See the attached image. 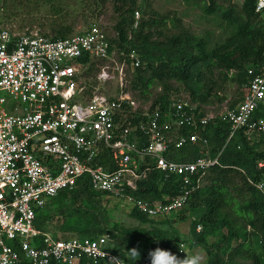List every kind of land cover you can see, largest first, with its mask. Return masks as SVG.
<instances>
[{
	"label": "built area",
	"instance_id": "built-area-1",
	"mask_svg": "<svg viewBox=\"0 0 264 264\" xmlns=\"http://www.w3.org/2000/svg\"><path fill=\"white\" fill-rule=\"evenodd\" d=\"M255 11L264 21V0H255ZM7 21L0 0V264H125L109 250L112 236L59 240L36 227L38 213L87 178L94 191L150 218L171 217L220 165L204 137L210 124H229V141L241 132L248 140L264 136V117L257 116L264 106V72L249 70L247 94L235 109L216 113L190 97L142 108L122 89L127 73L142 66L139 53L118 48L98 23L52 40L20 34ZM96 62L103 64L97 80H118L119 94L90 92L86 74ZM189 146L201 150L194 161L168 158ZM257 168L260 179L248 181L264 197V161ZM152 170L177 177L180 194L154 203L138 198V184Z\"/></svg>",
	"mask_w": 264,
	"mask_h": 264
},
{
	"label": "trees",
	"instance_id": "trees-1",
	"mask_svg": "<svg viewBox=\"0 0 264 264\" xmlns=\"http://www.w3.org/2000/svg\"><path fill=\"white\" fill-rule=\"evenodd\" d=\"M111 1L120 13L113 43L118 48L136 50L142 60V66L131 72L132 92L145 96L150 94L151 87L156 83L164 87V94L152 109L159 106L165 108L170 104L173 98L165 93L173 90V82L184 86L193 102L210 106L213 98L220 103L226 100L219 98L221 93L216 91L217 82L212 78L216 72L224 81L238 83L246 92L250 82L249 70L257 74L264 72V21L255 11V0H244L242 5L232 0H205L207 16H218L223 23L235 29L234 37L216 49H211L205 38L186 30L172 36L166 43L156 42L153 29L160 25L158 21H144L136 28L138 0ZM70 33V30L60 31L58 37L52 40L68 38ZM95 66L93 63L86 74L90 92L93 90L90 79ZM236 105L230 109L239 104ZM257 116L264 117V106ZM230 135L229 124L212 123L208 126L204 137L210 142L211 156L217 158L220 155V165L208 172L203 187L173 218H150L133 209L131 216L139 221L140 227L129 228L115 223L108 205L116 200L106 193L94 191L85 178L76 189L64 191L51 200L38 213L36 227L46 232L44 226L59 215L64 218L62 230L65 234L54 235L55 238L97 239L110 235L109 250L125 264H146L148 250L157 246L153 242L154 237L161 240L160 247L176 251L181 236L175 225L191 220L194 241L187 242L193 247L207 245L209 260L206 264H264V197L248 181L260 179L257 167L264 161V153L254 152L242 132L229 141ZM200 155V148L189 146L181 152L170 153L168 158L191 162ZM104 162H110L108 155ZM179 194L178 178L167 179L158 170L149 172L147 178L139 182L135 192L138 198L151 203L163 201L165 197L175 198ZM53 212H56L55 216L51 215ZM74 220L77 223L73 225L71 222ZM163 226L169 229H163ZM198 226L203 228L201 233L197 231ZM134 248L141 256H131L130 251ZM81 264L95 263L84 259ZM98 264L110 263L102 260Z\"/></svg>",
	"mask_w": 264,
	"mask_h": 264
},
{
	"label": "rangeland",
	"instance_id": "rangeland-1",
	"mask_svg": "<svg viewBox=\"0 0 264 264\" xmlns=\"http://www.w3.org/2000/svg\"><path fill=\"white\" fill-rule=\"evenodd\" d=\"M237 5H242L244 0H232ZM111 0H5L6 19L16 32L20 34H40L50 39H56L60 31H71L68 37L82 34L89 30L91 25L98 23L104 28L112 39L116 37L115 27L120 20V13L114 7ZM205 0H138L136 11L140 17L135 15L137 23L156 20L160 23L153 29V37L156 42L166 43L174 35L181 34L184 30L205 38L211 49L225 45L235 35V29L223 23L218 16L209 17L205 14ZM92 78L90 79L93 90H98L101 95L115 96L121 92L118 80L100 82L96 78L102 72V63H95ZM93 65V64H92ZM130 70L127 82L122 88L130 97L136 101L139 107L151 109L159 97L164 94V87L156 83L150 89V94L142 95L140 92H132L133 76ZM217 82V89L221 93L219 98H226L220 103L213 98L210 105L214 112L219 113L234 104H240L247 92L238 83L224 81L221 75L216 72L212 77ZM208 84V83H207ZM173 90L165 94L172 98H189L190 92L181 84L172 83ZM89 88V86H88ZM236 105V106H237ZM254 152L264 153V137L259 135L251 136L248 141ZM248 158V157H244ZM52 207V205L50 206ZM109 211L115 223L126 227H140L138 220L131 216L132 206L119 205L118 201H111L108 205ZM56 212L51 215L55 216ZM175 215H172V218ZM88 223V221H86ZM73 225L77 222H71ZM64 218L56 215L44 230L52 235L65 234L62 230ZM189 225L181 227L183 232L187 231ZM163 229H169L163 226ZM194 240L192 239L191 242ZM185 253H178L180 258L186 255L199 254L203 259L201 264L209 260L207 245H193L186 242ZM244 264H252L244 262Z\"/></svg>",
	"mask_w": 264,
	"mask_h": 264
},
{
	"label": "clouds",
	"instance_id": "clouds-1",
	"mask_svg": "<svg viewBox=\"0 0 264 264\" xmlns=\"http://www.w3.org/2000/svg\"><path fill=\"white\" fill-rule=\"evenodd\" d=\"M160 239L154 237V243L157 245L153 249H149L146 256V264H201L202 257L199 254L180 258L176 253L170 249L160 247ZM181 250V245H179ZM130 254L133 258L141 256L137 249H132Z\"/></svg>",
	"mask_w": 264,
	"mask_h": 264
},
{
	"label": "crops",
	"instance_id": "crops-1",
	"mask_svg": "<svg viewBox=\"0 0 264 264\" xmlns=\"http://www.w3.org/2000/svg\"><path fill=\"white\" fill-rule=\"evenodd\" d=\"M242 103V102H241ZM164 201V200H163ZM159 202H162V201H159ZM118 204L119 205H124V206H126V207H131L130 205H128V204H126V203H124V202H118ZM189 225L190 227L188 228V230L187 231H185V232H183L182 230V228L181 227H183L184 225ZM192 221L191 220H188V221H186V222H182V223H178V224H176L175 225V227H176V229H177V231L179 232V234H180V236H181V241L178 243V249L176 250V251H174L177 255H178V253H181L180 252V248H179V245H181V244H187L186 242L188 241V240H190V241H192ZM215 240V239H214ZM186 250V249H185ZM183 253H185V251L183 252Z\"/></svg>",
	"mask_w": 264,
	"mask_h": 264
}]
</instances>
